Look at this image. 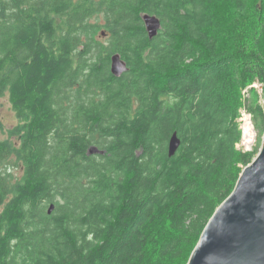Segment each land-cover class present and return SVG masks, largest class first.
<instances>
[{
	"label": "trees",
	"instance_id": "obj_1",
	"mask_svg": "<svg viewBox=\"0 0 264 264\" xmlns=\"http://www.w3.org/2000/svg\"><path fill=\"white\" fill-rule=\"evenodd\" d=\"M5 94L0 264H186L258 152L242 110L264 138V0H0Z\"/></svg>",
	"mask_w": 264,
	"mask_h": 264
},
{
	"label": "water",
	"instance_id": "obj_2",
	"mask_svg": "<svg viewBox=\"0 0 264 264\" xmlns=\"http://www.w3.org/2000/svg\"><path fill=\"white\" fill-rule=\"evenodd\" d=\"M148 38L161 28L153 15L142 17ZM118 54L110 58V72L118 77L127 71ZM180 145L176 133L168 143V156ZM90 154H102L96 147ZM51 204L48 214L53 211ZM186 264H264V139L253 160L245 166L229 196L215 209Z\"/></svg>",
	"mask_w": 264,
	"mask_h": 264
},
{
	"label": "rangeland",
	"instance_id": "obj_3",
	"mask_svg": "<svg viewBox=\"0 0 264 264\" xmlns=\"http://www.w3.org/2000/svg\"><path fill=\"white\" fill-rule=\"evenodd\" d=\"M94 38L100 42L103 43L105 42V37L102 34V30H99ZM255 86L259 90V86L258 85ZM242 113H244V116L242 117V120L241 118L239 119L240 126H244L246 121L250 122L253 131V139H251V142L249 144H246L245 147L242 146L239 140L235 148L243 153L252 152L254 151V149H258L259 151L264 138L263 136H262L263 139L260 138L261 142L258 139V133L257 130L254 128L251 114H249L246 111H242ZM20 124L21 122L16 118L15 113L12 110L11 104L8 99V94L3 95L2 97H0V141L11 140L13 142L14 136L11 135V131L14 130V128ZM239 129L240 131L242 130L241 127ZM242 135H243V130H242ZM7 169L10 170L12 169L11 171L14 173L16 177H19L21 174L20 171L17 170L15 167L7 168Z\"/></svg>",
	"mask_w": 264,
	"mask_h": 264
},
{
	"label": "built area",
	"instance_id": "obj_4",
	"mask_svg": "<svg viewBox=\"0 0 264 264\" xmlns=\"http://www.w3.org/2000/svg\"><path fill=\"white\" fill-rule=\"evenodd\" d=\"M245 111V110H242ZM240 113V117L238 118V123H239V119L244 116V113ZM241 127V129L243 130V135H242V130H241V139H240V143L242 144L243 147H245L246 144H249L251 142V139H253V131H252V127L250 122L246 121L244 126H240L239 123V128ZM239 142V141H238Z\"/></svg>",
	"mask_w": 264,
	"mask_h": 264
},
{
	"label": "bare ground",
	"instance_id": "obj_5",
	"mask_svg": "<svg viewBox=\"0 0 264 264\" xmlns=\"http://www.w3.org/2000/svg\"><path fill=\"white\" fill-rule=\"evenodd\" d=\"M127 66V65H126Z\"/></svg>",
	"mask_w": 264,
	"mask_h": 264
}]
</instances>
